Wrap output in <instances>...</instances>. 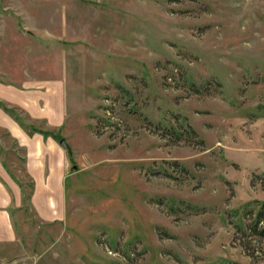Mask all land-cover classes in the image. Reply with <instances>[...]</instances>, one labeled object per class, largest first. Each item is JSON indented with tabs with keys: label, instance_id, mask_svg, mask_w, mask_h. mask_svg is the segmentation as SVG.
<instances>
[{
	"label": "rangeland",
	"instance_id": "obj_1",
	"mask_svg": "<svg viewBox=\"0 0 264 264\" xmlns=\"http://www.w3.org/2000/svg\"><path fill=\"white\" fill-rule=\"evenodd\" d=\"M3 70L64 79L63 125H31L71 151L46 221L0 129V264H264V0H0Z\"/></svg>",
	"mask_w": 264,
	"mask_h": 264
},
{
	"label": "crops",
	"instance_id": "obj_2",
	"mask_svg": "<svg viewBox=\"0 0 264 264\" xmlns=\"http://www.w3.org/2000/svg\"><path fill=\"white\" fill-rule=\"evenodd\" d=\"M0 77V102L16 109L29 124L41 122L43 129H53L63 125L68 111L66 105L65 81L28 72ZM0 129L7 131L12 139L25 150L24 167L34 179L31 203L44 220L61 219L54 213L56 203L64 201L65 151L57 145L53 137L35 132L29 136L19 123L0 106ZM0 176H7V170L0 163ZM10 189L0 182V242L16 241L8 206L21 203V188L10 185ZM12 198H11V193Z\"/></svg>",
	"mask_w": 264,
	"mask_h": 264
},
{
	"label": "trees",
	"instance_id": "obj_3",
	"mask_svg": "<svg viewBox=\"0 0 264 264\" xmlns=\"http://www.w3.org/2000/svg\"><path fill=\"white\" fill-rule=\"evenodd\" d=\"M0 106L8 113L10 114L18 123L19 125L25 129L29 134H32L33 132H40L43 134L44 137H47V136H51L53 137L54 139L56 138V133L53 131V130H40V129H37L36 127H34L33 125L29 124L25 118L14 108H9L7 106H5L2 102H0ZM29 192L28 194L26 195V197L24 198V201H27V203H29V206L32 205L31 203V197H32V194H33V189H34V184H33V180H30L29 182ZM19 187L21 188V193L23 194L24 193V185L21 184V182H19ZM261 220H264V206L260 207L256 212H255V215H254V218H253V225H252V228H255L256 224L258 222H260ZM261 235H264V227L262 228V230L260 231Z\"/></svg>",
	"mask_w": 264,
	"mask_h": 264
},
{
	"label": "water",
	"instance_id": "obj_4",
	"mask_svg": "<svg viewBox=\"0 0 264 264\" xmlns=\"http://www.w3.org/2000/svg\"><path fill=\"white\" fill-rule=\"evenodd\" d=\"M58 142H59V144L64 148V149H66L68 152H70L71 151V147H70V145H69V143L66 141V139L65 138H60L59 140H58ZM77 168V165H73V169H76Z\"/></svg>",
	"mask_w": 264,
	"mask_h": 264
}]
</instances>
